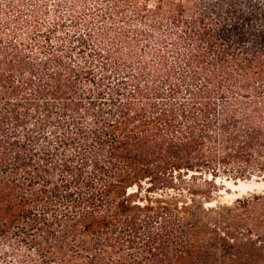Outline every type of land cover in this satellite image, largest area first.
Returning a JSON list of instances; mask_svg holds the SVG:
<instances>
[{"label":"trees","instance_id":"obj_1","mask_svg":"<svg viewBox=\"0 0 264 264\" xmlns=\"http://www.w3.org/2000/svg\"><path fill=\"white\" fill-rule=\"evenodd\" d=\"M264 0H0V264H264Z\"/></svg>","mask_w":264,"mask_h":264},{"label":"rangeland","instance_id":"obj_2","mask_svg":"<svg viewBox=\"0 0 264 264\" xmlns=\"http://www.w3.org/2000/svg\"><path fill=\"white\" fill-rule=\"evenodd\" d=\"M220 192L214 198L211 206L217 204H231L238 198H242L252 193H264V181L252 178L251 180H226L218 179Z\"/></svg>","mask_w":264,"mask_h":264}]
</instances>
